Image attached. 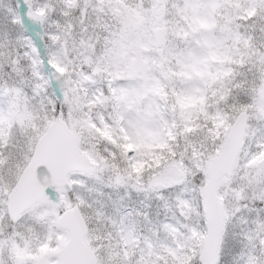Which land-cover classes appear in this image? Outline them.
<instances>
[{
	"label": "snow or ice",
	"instance_id": "obj_1",
	"mask_svg": "<svg viewBox=\"0 0 264 264\" xmlns=\"http://www.w3.org/2000/svg\"><path fill=\"white\" fill-rule=\"evenodd\" d=\"M0 264H264V0H0Z\"/></svg>",
	"mask_w": 264,
	"mask_h": 264
}]
</instances>
